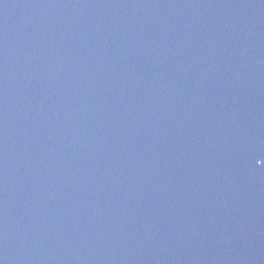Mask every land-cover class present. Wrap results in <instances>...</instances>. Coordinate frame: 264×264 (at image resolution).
<instances>
[{
	"label": "water",
	"instance_id": "1",
	"mask_svg": "<svg viewBox=\"0 0 264 264\" xmlns=\"http://www.w3.org/2000/svg\"><path fill=\"white\" fill-rule=\"evenodd\" d=\"M0 264H264V0H0Z\"/></svg>",
	"mask_w": 264,
	"mask_h": 264
}]
</instances>
